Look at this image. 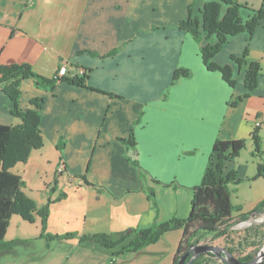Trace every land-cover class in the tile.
Returning a JSON list of instances; mask_svg holds the SVG:
<instances>
[{"label": "crops", "instance_id": "1", "mask_svg": "<svg viewBox=\"0 0 264 264\" xmlns=\"http://www.w3.org/2000/svg\"><path fill=\"white\" fill-rule=\"evenodd\" d=\"M256 1L254 7L250 0H239L248 8L240 10L243 20L250 9L261 7L262 0ZM204 3L0 0V65L27 64L48 79L66 65V79H82L79 85L62 79L52 91L35 87L32 79L21 82L20 109L32 108L31 99L42 101V147L32 151L24 170H15L18 164L12 169L25 187L51 191L56 177L68 178L85 192L87 204L90 197L93 201L97 197L96 202L110 207L109 214L101 212L98 220L92 215L91 222L108 219L101 223L144 230L159 224L148 196L149 191L157 194L155 186L185 190L189 196L204 177L217 139H244L253 145V132L264 139V21L250 38L242 33L228 39L213 58L224 66L231 55L240 57L247 49V62L259 63L258 86L239 101L246 92V64H232L236 85L229 86L219 72L205 68L201 44L177 28L190 7L192 15L199 16ZM176 70L187 75L172 84ZM11 109L0 90V124H20ZM131 134L136 141L134 156L122 141ZM61 143L62 153L57 148ZM235 163H228L224 173L233 169L237 180L246 179L245 167ZM60 164L63 172H58ZM263 194L256 205L264 201ZM185 216L183 212L172 217ZM181 238V231L167 232L162 242L126 254L114 264H172ZM212 244L218 246L216 241ZM72 246L63 255L64 264H110L111 256L96 246Z\"/></svg>", "mask_w": 264, "mask_h": 264}, {"label": "trees", "instance_id": "2", "mask_svg": "<svg viewBox=\"0 0 264 264\" xmlns=\"http://www.w3.org/2000/svg\"><path fill=\"white\" fill-rule=\"evenodd\" d=\"M243 8L248 9L247 5H241L239 0H205L199 16H193L190 7L186 19L177 25L179 30L190 34L196 43L201 44L200 56L205 68L208 71L219 72L229 86L236 85L235 79L232 77V64L238 67L246 64L247 69L243 75L246 92L238 98L239 101L248 97L258 86V75L261 71L259 63L247 62L245 59L248 55L247 49L240 57L231 55L230 64L224 66L215 63L213 58L223 49L228 39L242 33H246L250 38L256 27L264 21V0L258 10L250 9L251 14L246 20H243L240 15V10ZM186 75L187 71L176 70L173 74L172 84H175L179 77ZM26 79H32L37 88L52 91L57 81L66 78L65 76L58 77L57 74L53 79L39 76L27 64L0 65V90L12 103L10 114L20 121V124L15 126L0 124V257L12 251L13 248L26 243L25 240H4L9 220L13 215L20 216L24 221H30V218L36 213L40 217L42 234H44L50 213V203L37 208L35 202L22 192L26 185L21 176L12 170L17 164H25L32 151L39 150L43 142L39 128L42 101L34 98L30 100L32 108L25 110L19 108L20 84ZM66 81L70 80L66 79ZM81 81L82 79L74 77L70 82L79 85ZM122 141L126 145L127 153L134 156L136 141L133 134L127 141L126 139ZM250 141L255 147L254 151L259 152L261 138L256 132L250 135ZM246 143L247 141L244 139L235 141L217 139L215 141L211 148L204 177L200 184L192 189L191 204L186 219L172 218L160 224H153L144 230L130 228L122 232L120 240L117 242L109 238L106 233L80 237L76 233H71L61 235L59 238L68 240L77 237L80 243L88 241L93 246L98 245L107 250L122 245L121 251L113 255L110 260V264H114L116 261L114 258L139 252L147 246L157 243L167 232L181 231L182 238L178 243L172 262V264H177L180 257L188 252L189 246L196 242L212 244L219 239L226 240L229 236L243 233V238L238 244L229 245L226 249L241 262L253 261L261 249L259 240L262 239V235L256 228L246 229L245 225L251 219L252 213L259 214L264 211V201H260L250 212L242 213L241 207L232 205L228 189L229 183L238 184L236 173L233 169L224 173L228 163L235 162L241 150L246 147ZM57 148L62 153L63 144L57 145ZM257 166L258 177H264V166L261 164H257ZM148 196L155 204L152 191H149ZM64 197L65 195H62L61 198ZM128 237H131L129 242L123 245ZM249 239H255L256 242L254 240L248 242ZM189 259L190 257H187L186 262ZM219 260V257H215V255L205 254L193 259L191 264H220ZM221 262L227 264L224 261Z\"/></svg>", "mask_w": 264, "mask_h": 264}, {"label": "rangeland", "instance_id": "3", "mask_svg": "<svg viewBox=\"0 0 264 264\" xmlns=\"http://www.w3.org/2000/svg\"><path fill=\"white\" fill-rule=\"evenodd\" d=\"M255 1L250 0V4H253L254 7H257V1ZM254 148V145H249V143H246V147L241 150L239 156L235 159V165L239 164L245 167L247 178L239 180L238 184L236 185L232 183L228 184L232 205L235 207H241L242 213H248L254 209L257 203L256 201L262 197L264 192V177H258L257 166V164L264 166V139L261 138L259 152H255ZM24 168L25 166L20 164L15 170H24ZM29 169L31 173L35 172V168L30 166ZM30 172H28V174ZM43 175L41 178L44 177ZM34 179L36 182L39 181L38 177H35ZM56 179H58L57 183H52L53 189L51 191H33V189L30 190V187H25L23 189L26 194L32 196V198L35 199L36 207L50 203V216L49 219H47L46 232L42 234L40 217L36 213L33 214L32 218H30V221H24L20 216H17L16 214L13 215L9 220L4 240H25L26 243L13 248L12 251L1 256L0 264L63 263V255H65L73 247L72 245L83 246L87 244L91 246L92 244L88 241L80 243L77 237L73 239L62 240L59 238V236L76 233L77 236L80 237L89 234L95 235L106 233L108 234L109 238L117 242L120 240L122 232L130 228V226L109 225L108 222L105 224L101 223L103 220L107 221L108 219L94 221L98 220L97 216L99 214L100 217L102 216L101 212H108L109 214L110 207L108 205L103 206L102 202H96L97 197H95L94 201L93 198L90 197V204H87L85 202V192L78 191V187L73 184L72 180H69L68 178L60 179V176L56 177ZM159 186H155L157 194H155V191H153L156 206L153 203L151 206L152 211H154L156 207V222H159V224L163 223L162 221L166 222L169 219L171 220L173 215L177 214V216H179V214L183 212H185V217H187L192 195L190 194L189 196H186L185 190L180 189L176 192L171 188L167 189L162 188L163 186ZM62 195H65V197L61 198ZM145 206L146 205L143 203L144 208ZM86 214H88V216H86ZM92 215L94 220L91 222ZM132 227L135 228V226ZM245 227L246 229L252 227L258 230L259 234L262 235V239L259 240L261 243L260 247L262 248L264 246V211L252 216ZM250 234L253 233L250 232ZM130 238L131 237H128L127 239ZM242 238L243 233H239L237 235L229 236V238L226 240L219 239L216 241V244L218 245L217 247L226 248L229 245L232 246L238 244ZM161 239L162 237L157 242H159ZM163 240L164 239H162L160 242ZM253 240L256 242L255 239H249L248 242ZM95 246L98 250L107 252V254L111 256V259L113 255L119 253L122 249V245H119L109 251L100 249L98 245ZM125 256L126 255L119 256L118 258H114V260H118Z\"/></svg>", "mask_w": 264, "mask_h": 264}, {"label": "water", "instance_id": "4", "mask_svg": "<svg viewBox=\"0 0 264 264\" xmlns=\"http://www.w3.org/2000/svg\"><path fill=\"white\" fill-rule=\"evenodd\" d=\"M254 215H256V213L251 214V216ZM205 254L215 255V257H219L221 261H224L227 264H263L264 263V246L260 249L258 255H256L253 261L245 263L234 258L226 248L217 247L209 243L200 245L199 242H196L191 246H189L188 252L180 257L177 264H191L193 259H196L198 256ZM187 257H190V259L186 262Z\"/></svg>", "mask_w": 264, "mask_h": 264}, {"label": "built area", "instance_id": "5", "mask_svg": "<svg viewBox=\"0 0 264 264\" xmlns=\"http://www.w3.org/2000/svg\"><path fill=\"white\" fill-rule=\"evenodd\" d=\"M64 75H66V65H61L59 68H58V71H57V76L58 77H63ZM255 126H259V123L257 122V123H255ZM63 165L62 164H60L59 166H58V172H63ZM263 196H264V194H263ZM199 244L200 245H204V244H206V243H201V242H199ZM219 263L220 264H222V262H221V260H219Z\"/></svg>", "mask_w": 264, "mask_h": 264}]
</instances>
